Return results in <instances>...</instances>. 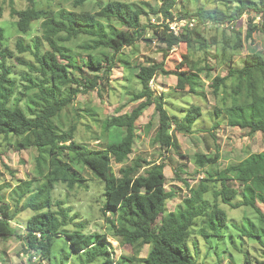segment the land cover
Here are the masks:
<instances>
[{
  "label": "trees",
  "instance_id": "obj_1",
  "mask_svg": "<svg viewBox=\"0 0 264 264\" xmlns=\"http://www.w3.org/2000/svg\"><path fill=\"white\" fill-rule=\"evenodd\" d=\"M231 2L233 0H225L227 9L218 6L211 8L199 7L195 13H191L190 10L186 9L187 17L181 18L194 19L197 21L196 27L214 24L223 27L224 31H232L234 34L232 47L235 50H240L243 48L244 40L242 31L237 28L239 20L245 14H252L255 11L257 15H260L261 12H264V6L257 5L255 0H237L240 7L235 8L230 4ZM176 3L177 0H163L159 8L149 11L143 5L114 0V3L105 9V13L114 18V22L109 25L110 31L108 33H104L102 29L100 32L94 33L91 24L82 26L74 22L73 27L78 32L93 37L92 44L84 45L88 49L111 48L122 54H124L123 50L126 46H133L141 39L148 40L141 33L147 32L151 28L153 38L167 45V48L160 49V52H163L166 57L168 51L179 43L184 42L192 48L187 25L178 33L171 28L169 23L162 24V29L153 31L151 22H145L144 17L149 18V13H151L154 14V18L159 19L158 21H160L161 16L165 20L173 21L177 18L173 13ZM261 4L264 5V0H261ZM11 14L21 17L16 22L20 33H29L26 31L32 21L29 13L27 11L17 13L13 10ZM254 23L256 24L255 28L252 27ZM62 24H64L62 20L49 21L47 22V28L54 33L60 30L59 26ZM253 31L264 33L263 19L260 22H256L254 16L249 19L244 39H251ZM194 35L199 41V49L206 54L204 59L206 61L207 56L211 53L207 48L211 43L216 42V37L210 39L209 42L201 32H194ZM57 39L61 42L59 47L49 35L40 33L34 40V50H32L31 46L25 42L24 37H19L16 44L19 52L21 54L29 51L33 52L34 60L29 61L23 56H15L14 50L5 44L4 29L0 27V136L6 138L10 135L23 137L30 123L27 117L32 116L38 108L41 109L42 115L49 106L57 108L55 114V119H57L64 110L63 104L58 103L62 98H65L64 89L66 84L64 83L70 85L68 91L73 93L78 91L73 87V83L86 84L87 89H94L98 84L95 83L93 78H99L98 73L102 69H105L106 75H108L115 66L116 62L113 59L116 56L114 55L108 56L106 61L102 57L91 53L88 54L83 63L81 60L73 59L65 47L66 38L60 36ZM44 44H46L45 48ZM225 45H228V41L225 42ZM12 57H15L20 65L26 67L25 73L20 76V79L21 70L15 69V66L9 62ZM60 57L66 59V62H62ZM144 65H147V67L140 65L136 77L139 79L141 89L145 87L150 89L156 103L142 101L141 93H135L133 100L139 103L134 107L135 111L131 112L130 118L134 121H138L145 110L152 105H155L158 112L161 104L165 106L164 95L157 93L151 87V82L154 81V77L157 75L156 69L164 74L174 73L186 84L196 77L202 78L203 71H196L195 60L192 61L187 72H170L165 69L164 61ZM84 66L89 71L95 72V76L92 78L82 75L75 77L73 71L82 73ZM203 67L207 70L212 69L207 64ZM230 77H235L238 80L231 91L232 95L239 97L242 102H233L227 108H223L228 115V124L242 130L247 129L251 135L259 132L264 133V56L254 52L247 54L240 68H230L227 75L213 77L209 82V87L214 95L218 96L222 90L230 89L227 82ZM21 79H23V83L20 84ZM189 90V93H197L196 85L193 84ZM13 99L16 105H20L23 100L27 101L25 105L26 113L19 112L15 108L8 109L5 107ZM41 105L44 107L41 108ZM215 113L218 117L215 124H212L213 126L211 125L209 130H205L206 127L200 130L211 132V129L215 130L214 128L220 125L222 120L219 117L223 110L216 106ZM202 114L203 110L193 104L187 107L182 118L171 115L161 121L155 132V139L160 141L159 145L162 147L169 146L165 148L166 151H170L171 148L178 150L179 144L172 126L175 125L174 130L181 133L184 131L194 133V131H198L194 128V124ZM125 115L128 116V113H125ZM168 119L173 123H168ZM180 120L183 121L182 124L175 123ZM135 127L139 129L137 123ZM32 128L35 131L34 139L17 140V145L18 147H37L39 154L35 162V173L39 174L37 178L41 183L33 195L29 197L26 206L21 205L20 208L35 210V214L26 223L28 233L26 240L29 248L39 249L40 260L51 259L55 237L65 235L67 243L73 251L82 252L90 245H95L92 251L105 257L103 264L116 263L107 244L108 234H87L81 230L69 231L66 228L63 232L58 231L61 223L67 226L70 220V209L66 208L63 202L54 201V190L58 185L65 184L68 177L75 182V185H68V187L74 189L80 184L81 178L78 179L77 174H80L83 167L90 169L98 176H102L106 181L102 212L106 216L109 212L114 213L115 219L110 218L108 220L111 224L110 234L122 233L127 238L126 244L129 245H137L139 241V245L150 246L147 256L143 258L144 264H199L193 257L190 247V240L193 233L196 232L195 225L201 223L203 227L199 228L200 233L203 237L209 238L210 236L223 237V233L219 231V228L230 222L233 223L227 212L221 207V203L228 204L232 208L245 206L253 208L254 213L250 211L252 209H247L246 213L243 214L246 222L252 224V230H245L242 228L244 225L240 226L243 217L242 220L234 222V226L240 230L243 236L257 238L259 239L258 242L264 246V208H262L264 206V152L251 153L240 162L228 165L227 168L213 173L211 179L215 185V191H209L206 188L209 177L205 174L196 187L190 188V198L186 197L184 201V203H189L187 207L179 204L174 209H168V201L177 196V191L174 188L172 190L167 189L166 162H152L151 159L141 158L139 155L133 160L132 165L123 164L125 159L130 158L134 148L130 145L122 147L125 142L122 132L114 131L111 133L110 138L119 142L112 145L116 148L115 158L113 159L106 152L97 151L84 143L76 142L75 139L69 143L67 138L76 131L75 124L69 125L68 129L64 128L62 132L51 130L60 128L57 123L48 125L42 123L41 125H32ZM150 128L151 125L149 124L148 130ZM65 150H67V155L72 158V162L68 167H65L62 159H57V153L63 154ZM3 155V152L0 153V160H2ZM204 156L207 162L220 159L216 152L211 154L205 152ZM44 157H50L55 167L48 171L46 179L41 180L43 176L41 161ZM194 160L196 164L200 165L198 154H195ZM114 163L119 165V174L113 171ZM122 164L123 166H121ZM140 169H143V171H140ZM181 172H184L182 166L176 169L177 178L190 186L187 179L181 176ZM19 182H22V184L19 183L15 187L18 189V198L22 199L29 191H32L33 180ZM234 182H237L241 189L235 187ZM205 194L213 197V199H204ZM239 195H242V199L237 200ZM0 212H2L4 220V223L0 224V236L15 235L7 227V222L12 219L13 212L9 202L0 204ZM79 226L81 225L79 224ZM39 233L43 243L36 244L35 240ZM69 257H71V254H68L64 261ZM124 259L131 258L124 256L122 260ZM243 264H264V258L258 260L248 255Z\"/></svg>",
  "mask_w": 264,
  "mask_h": 264
},
{
  "label": "rangeland",
  "instance_id": "obj_2",
  "mask_svg": "<svg viewBox=\"0 0 264 264\" xmlns=\"http://www.w3.org/2000/svg\"><path fill=\"white\" fill-rule=\"evenodd\" d=\"M122 1L136 3L135 0H122ZM162 2L163 0H161L160 6ZM189 3L190 0H187V2L186 0H177V3L173 8V13L177 18H179L178 20H180L181 17H187L186 9L190 10ZM136 4L139 5L142 4L149 11L150 10L152 11V9H156L160 7V6L155 7L153 3L149 2V0H141L140 3H136ZM197 4L198 5L200 4V0H197ZM230 4L234 6L233 2H231ZM216 6L222 9H227L225 0H221V1L203 0V5L200 7L211 8ZM259 6H262V4ZM252 13H255L256 16H260V21L262 19L264 20V16L257 15L256 11ZM251 17H253L252 14L249 13L245 14L239 20V24L237 25V28L242 31V36L244 40L243 48L240 50H235L234 47H232L234 44V36H233L234 34L232 33V31H224L223 27L214 24L205 25V26L210 25L211 27L206 28V33H203V36L209 42L210 39L216 37V42L211 43L208 46L207 50H209L211 53L207 56L206 61H204L206 54L203 53V51H201L200 49L199 51L202 53V56L196 57V60H203L204 61L203 65H205L207 64L208 58L211 57L213 62L218 61L219 64L216 68L210 66L212 68L211 70L205 69L202 72L201 82L202 85L204 86V91L194 94H198L205 100H207L209 97L216 96L214 95L212 89H210L209 87V82L211 80L209 79L210 74L217 73L213 75V77H215L216 75L225 76L228 74L230 68H240L247 54L254 52L264 56V47H257V39H259L261 43H264V33L257 32V39H253V38L249 40L244 39L246 36L248 21ZM158 20H159L158 18L156 17L154 18V14L149 16V18L144 17V21L145 22L150 21L151 25H153L154 21H158ZM160 21H166V20L165 18H163V16H161ZM163 24H168V22ZM173 25L175 26L176 24ZM0 27L4 29L5 44L10 46V48L14 50L15 56L18 57L23 56L27 60L33 61L34 60L33 52L29 51L21 54L16 44H17V39L23 36L25 42L31 46L32 50H34V44H35L34 40L37 35H40L38 28H37V34L27 33L13 38L11 35L13 27L16 29L18 33H20V31L16 26V22L13 23V15L11 14V11L5 14V11L2 6L0 13ZM147 32L150 33V35H145L148 38V40L141 39L138 40L133 46H126L125 48L127 49V51H123L124 54L120 52L121 54L118 57L116 56L115 59H113V61L116 62L115 66L111 69L108 75L104 76V79L111 85V87L108 88L109 95L112 97H116L118 93L123 94L127 92L129 103L132 105L133 109L139 103V102H134L133 93H137L139 92V89H141L139 79L136 77V73L138 71H136L135 74L133 73V69H139L140 64L137 63L138 61L143 60L144 64H148V65L153 64L155 62L164 61L165 69L170 72H175V71L187 72L189 71V67L191 64V63L187 64L186 66V62L190 60L189 52L180 50L181 48H185V47L188 50H192V48L188 46L186 43L184 42L179 43L180 48L174 46L168 51V55L165 57L164 53L160 52L161 48H165V44H162L158 39L153 38V32L151 28ZM92 38H93L92 36L84 34V41L76 45L77 48L81 49V52L79 53H75L73 49L69 48L67 46V43H65V47L68 50V54L73 59L81 60L82 63L87 59L89 53L98 57H102L106 61L107 57L111 56L108 52V49L106 48L88 49L87 47L84 46L85 44H92L88 42V41H92ZM154 41H159V43H156L153 46ZM226 41H228V45H225ZM142 45L147 46L145 51L140 50ZM45 47L46 44H44V48ZM60 59L62 62H66V59H64L63 57H60ZM9 62L15 66V69L21 70L19 75V79H20V76L25 73L26 67L20 65L15 57L10 58ZM101 72H104L106 74L105 69H102L98 73L99 76ZM73 74L75 77L82 75L85 77L89 76L92 78L93 76H95L96 73L89 71V69L86 66H84L82 73H78V71L75 72L73 71ZM157 75H158V79H154V81L151 82V87L155 89L157 93L159 94L162 93L164 95L165 107L171 110L172 115H176L179 118H182L186 113L187 107L185 105H176L174 101L178 99L180 95L188 94L190 92L189 87L185 82L180 80L178 76L174 73L164 74L158 72ZM133 80L135 81L136 84L135 88L132 87ZM227 82L230 85V90L232 91L238 80L235 77H230ZM21 83H23V79L20 80V84ZM64 84H66L69 89L70 85H68L67 83ZM76 84L77 83H73V85ZM97 87L104 88L106 87V85L104 83H100L97 85ZM86 90L91 91L92 89H86ZM222 94H223V90L216 97H220L222 96ZM99 98L102 100V97ZM87 99H88L87 97H81V102L80 104L77 105L75 110H67V111L63 110L61 116L56 119L58 121L57 125L61 126L62 124H64V128L68 129L69 125L74 124L72 123V121L83 120V113H88L89 115H91L92 113H96V108L94 107L93 103H85ZM216 106H218L219 109H222L223 113L219 117L220 120H222L220 125L214 128L215 130L213 129L210 130L212 134L214 133V136L219 131H223L225 132V134L231 132L233 135L241 137L245 141H252L251 144L249 143L243 144L242 148L240 149L239 158L237 159L236 162L229 163V165L240 162L241 160L249 156L251 153L260 152L258 150L259 148H264V133L259 132L251 135L248 133L247 129L242 130L239 127L231 126L227 122L228 115L226 114V111H224V109L221 108L218 104L213 106L209 111H207V113H205V111L203 110V114L198 118V121L194 124L195 125L194 128L198 129V131H194V133H188L185 131L182 133L178 132L174 130L175 125H173L172 130L179 144L178 150H176L175 148H171L169 151L170 154L167 157L158 160V162L165 161L167 165L165 169V174L167 176V185H166L167 189L172 190L174 188V190L177 191V196L168 201L167 204L168 209H174L176 206H179V204H183L185 207H187L189 203L187 202L184 203V201L186 200V197L190 198V188L193 186L196 187L199 184L201 178L205 176V175L201 176L198 170L190 171L192 165L196 164L194 160L195 154H193L191 149L195 147L194 141H196L204 147V153L208 152V145L206 143V138L199 134L208 132V131L203 132L200 129L206 127L205 130H209L211 125L215 124V121H217L218 117L215 113ZM125 107H127V105H125ZM156 112L158 111L156 110L155 105L150 106L148 109L145 110L144 114L139 118L137 123L139 126L138 129L139 132L146 134L145 137H143L144 146L141 147L139 150V152L144 153V155H148V153L151 151V147L154 142L153 128L155 127V132H156L159 126V125L156 126L154 124ZM96 114L98 115V113ZM149 124L151 125L150 130H148ZM81 126L83 127V125ZM0 137L6 138L5 136H0ZM9 137H14V136L10 135ZM140 139H142V137L139 134H137V140ZM216 139L221 140L224 139V137L216 136ZM81 143H84L89 147L95 149L94 147L90 146L89 141L83 139V137L81 138ZM0 147H2V145H0ZM158 147L166 151V149L161 145H158ZM8 149H11L12 151L5 150L3 152L4 155L2 157V160H0L4 162L3 170H0V177H5L3 184H0V204L8 203L10 197L13 199L18 198L17 195L18 189L15 186L19 183L22 184V182L19 181H27L30 180L29 177H31V179L33 180V185H35L34 190H33V185L31 186L33 193L35 190L38 189L41 183L39 178H37V175L39 176V174L37 172L35 173V162L39 154L37 147L36 146L18 147L17 140L16 141L9 140ZM212 153H215V150H213ZM138 156L139 153H137V149L134 148V152L130 155L129 159L133 161ZM149 159H151V157H149ZM25 165H28L29 167H24ZM32 165H34V167H32ZM180 166L183 167V171H184L181 172V176L187 179V182H189L190 186H187L182 180L177 178L176 169H179ZM84 168L85 167H83V169L80 172L81 177L84 176ZM113 171L116 174H119V165L114 163ZM17 173H19L20 175L17 176ZM186 173L188 174L186 175ZM8 177H11V179H9ZM233 185L238 189H241L239 184H237V182L236 183L234 182ZM90 192H91V187L85 183L83 178H81L80 184H78L74 189H72L71 192H69L68 189L65 188V184L58 185L57 188L54 190V197H53L54 201H61L63 202L66 208L70 209L69 210L70 220L67 224V226L68 225L71 226V230L69 231L81 230L93 223L92 219H90V214L94 210V203L96 198L91 196ZM102 195L105 201V191L102 193ZM240 199H242V195H239L237 197V200ZM20 207L21 205L17 204L16 210L24 211ZM221 207L227 212L230 220L233 223L230 222L227 225L219 228V231L223 233V237L210 236L209 238L203 237L202 234L200 233L199 228L203 227L201 223L195 225L196 232L193 233L192 238L190 240V247L193 253V257L198 261L199 264H216V263L243 264L245 258L248 257V255L249 256L251 255V258H256L258 260L263 259L264 246H262L258 242L259 239L254 237L250 238L249 236L248 237L243 236L240 230L236 226H234V222H237L238 220H242L243 214L246 213L247 209L248 210L252 209L250 210L251 212L253 211L252 213L255 212L254 209L246 206L241 208H232L230 205L225 203H221ZM27 210H30L33 214H35V210H33L32 208H27ZM97 210L103 214L102 208H98ZM107 216L113 218L114 213L109 212L107 213ZM252 216H254V214H252ZM28 219L29 218H24V217L17 218V223L14 224L15 226L14 228L16 229L17 232L20 231L21 227H23V230L27 232L26 223ZM107 223L109 225L107 230H102L99 232H92V233L108 234L107 244L109 246L112 257L115 259L116 264H118V260L120 261L119 264H144L143 258L147 256L150 250V246L139 245V244L137 245L124 244L123 246H121L120 241L114 240L112 238V235L110 234L111 224L109 221H107ZM79 224L81 226H79ZM242 225L244 226L242 227ZM240 226L245 230H252L251 229L252 224L246 222L244 217ZM66 229L68 230L67 227ZM2 238L4 240H10L11 236L2 237ZM20 239L27 242L26 236L17 237V240ZM2 251L4 252L5 258H8L9 254L7 249H3ZM77 253L78 252L73 251L72 247L68 245L65 235H61L60 237H55L54 239L52 258L43 259V260L39 259L36 262V264H56L57 261H59V264H68V260L73 256H75L78 260L80 259ZM141 253H143V255H141ZM68 254H71V257H69L64 261L65 257ZM85 256H87L86 253ZM99 256L103 258L102 259V264H103L105 257L103 255H99ZM124 256L131 259L122 260ZM29 260H31L30 257ZM20 264H24V262L20 261Z\"/></svg>",
  "mask_w": 264,
  "mask_h": 264
},
{
  "label": "clouds",
  "instance_id": "obj_3",
  "mask_svg": "<svg viewBox=\"0 0 264 264\" xmlns=\"http://www.w3.org/2000/svg\"><path fill=\"white\" fill-rule=\"evenodd\" d=\"M136 3H140L141 0H135ZM150 3H153L155 7H159L161 0H149ZM187 2V0H186ZM114 3V0H0V6L3 7L5 14L10 11L22 12L27 11L29 15L32 17V21L29 26L26 28V31L29 34H37V28H39L40 33H46L53 40L56 41L57 47L60 45V41L57 37L64 36L66 38L65 43L69 48H72L75 53L81 52L80 48H77L76 45L82 43L84 41V34L78 32L74 27L73 23H78L83 25L91 24L93 26L94 33L100 32L102 29L104 33H108L110 31L109 25L114 22V18L108 16L105 13V9ZM257 5H261V0H256ZM203 5V0H200V4H197V0H190L189 8L191 13H195L200 6ZM233 5L235 8H239L240 4L237 3V0H233ZM142 6V4H141ZM178 6V5H177ZM264 6V5H262ZM222 7V6H221ZM152 14L149 13V16ZM255 21H260V16H256L255 13H252ZM261 16H264V12H261ZM21 17L13 16V23L19 21ZM53 20H62L64 24L60 25V30L56 32H51L47 28V22ZM167 23V21H154L152 27L153 31L158 29H162V24ZM197 23V21H196ZM185 24L189 30V35L191 36L190 43L192 44V50H188L186 47L181 48V51L189 52L190 60L186 62L187 64L192 63L195 60L196 71H204V61L196 60V57L202 56V53L199 51V41L197 40L194 32L206 33V28L211 27L210 25L205 26L201 25L200 27H196L191 20H186ZM253 28L256 27L254 23L252 25ZM11 35L13 38L18 37L19 35H23V33H18L16 29L13 27ZM141 35H150L148 32H143ZM252 38L257 39V32L253 31ZM89 43H93L92 41H88ZM159 43V41H154L153 46ZM167 48V45H165ZM177 48H180V45H176ZM257 47H264V43H261L259 39H257ZM147 46H141V51H145ZM123 51H127L125 48ZM110 55L119 56L120 53L115 52L111 48L108 49ZM194 53V55H193ZM175 54V53H174ZM227 55V53H226ZM138 64L147 67L144 65L143 60L137 62ZM207 64L213 68H216L219 62H213L211 57L208 58ZM140 69H133V73ZM158 74L159 69H156ZM217 73H212L209 75V79H212L213 75ZM106 74L101 72L99 78H93L96 84L104 83L106 87L100 88L96 87L91 91H87L86 84H77L73 85L75 89L78 91L73 93L68 91V86L65 85L64 89V97L58 103L63 104V109L67 110H75L77 105L81 102V97H87V101L85 103H93L96 108V113H92L89 115L88 113H83L82 121H72V123L76 126V131L73 132L67 139L68 142L71 143L73 139L76 142H81V138L88 140L89 145L94 147L95 150L100 151L102 153L106 152L110 158H115L116 148L112 147L113 144L119 143L113 141L111 137V133L122 132L125 137V142L122 147H128L129 145L133 148L137 149V153L141 156V158H149L151 157L152 162H158L160 159H164L170 153L169 151H164L158 147L160 141L155 139V127L153 128V144L151 147V151L148 155H144V153L139 152L140 148L144 146L145 133L139 132V130L135 127L138 121H134L131 119V112L135 111L132 108V105L129 103L128 93L125 92L123 94L118 93L116 97H112L109 95L108 88L111 85L104 79ZM158 79V75L154 77ZM195 84L197 87V93L204 91V86L202 85L201 78L196 77L193 81L187 82V86L189 88ZM154 86V85H153ZM132 87L135 88L136 84L133 80ZM139 92L142 96V101H154V96L151 94L150 89L145 87L143 89H139ZM135 94V93H133ZM102 97V100L99 98ZM70 101V102H69ZM240 103L242 102L239 97H234L230 89H226L223 91L222 96L209 97L207 100L203 99L198 94L188 93L186 95H180L178 99L174 101L176 105H185L186 107H190L195 104V106L201 108L207 113L213 106L219 105L221 108H227L231 103ZM27 104L26 100L21 101L20 105H16L14 103V99L10 100L5 107L8 109H17L19 112L26 113ZM127 105V107H125ZM83 106V105H81ZM44 106L41 105V108ZM57 108H53L49 106L41 114V109L38 108L32 116L27 117L30 120L28 125V130L24 132L23 137L14 136L9 138L0 137V153L5 150L12 151L8 149L9 140L16 141L21 139L31 140L35 137V131L32 128V125H44L48 124H56L58 121L55 119V114ZM125 112H128V116L125 115ZM172 115L171 110L166 108L164 104L160 105V111L155 113L154 124L158 126L162 120L167 119ZM168 123H173L170 119H168ZM176 124H182L183 121H176ZM83 125V127L81 126ZM52 131H60L64 130V125H61L59 129H51ZM86 130V131H85ZM137 134H139L142 139L137 140ZM199 135L204 136L206 138V143L208 145V152L211 154L213 150L220 156L218 161L207 162L206 157L204 156V147L194 141L195 147L192 148L193 154H198L200 157V165L193 164L190 171L198 170L200 175L203 176L205 174L208 175L209 180L206 185V188L209 191H215V185L211 179L212 174L223 170L228 167L229 163L236 162L239 158L240 149L242 148L244 143L251 144L252 141H245L243 138L233 135L231 132L225 134L223 131H219L214 136L211 132L200 133ZM216 136L224 137V139L218 140ZM169 146H165L168 148ZM261 152H264V148L258 149ZM57 159H62L64 161L65 167H68L72 158L67 155V150L65 153H57ZM3 161H0V170H3ZM123 164L132 165L133 161L130 159H125ZM123 164L121 166H123ZM24 167H29L25 165ZM34 167V165H32ZM41 167L43 169V176L41 180H44L48 176V171L55 166L52 164L50 157H44L41 161ZM98 170H100L98 168ZM143 171V169H140ZM188 173H186L187 175ZM20 174L17 173V176ZM11 179V177H8ZM77 178H83L85 183L91 187L90 195L95 197L94 210L90 214V219H92L93 223L86 228L81 229L84 233L90 234L92 232H99L102 230H107L109 225L107 221L110 217L103 215L98 208H102L104 203V197L102 193L106 190L104 185L106 181L102 176H98L93 173L90 169L84 168V176L81 177L80 174H77ZM5 177H0V184H3ZM31 179V177H29ZM68 185H75V182L72 181L70 177L66 178L65 188L68 189L69 192L72 191L71 188H68ZM35 185H33L34 190ZM79 190V189H78ZM10 191V190H8ZM82 191V190H81ZM33 195V191H29L22 199L20 198H9V203L13 210L12 219L7 222V227L15 233V235L11 236L10 240H4L0 237V264H20V261H23L24 264H36V262L40 259V251L38 248L35 250L28 247V242L20 239L17 240V237H23L28 235L27 232L23 230L21 227L20 231H16L14 228V224L17 223L18 217L30 218L33 213L30 210L25 208L24 211H17V204L25 205L29 201V197ZM204 199H213V197L205 194ZM264 208V206H262ZM111 219H115L114 217ZM3 214L0 212V224H3ZM71 230V226H65L63 223L60 224L58 231L63 232L65 228ZM27 230V229H26ZM40 233L36 237L35 243L40 244L43 243L42 238L39 237ZM112 238L114 240L120 241V245L123 246L127 243V238L122 233H113ZM140 243L139 241L137 242ZM95 248V245H90L88 248H85L82 252H78L77 255L80 257L78 260L75 256L71 257L68 260V264H102V257L97 255L92 249ZM3 249H7L8 258H5ZM110 250V249H109ZM55 251V249H54ZM85 253H88L85 256ZM143 255V253H141ZM31 257V260H29ZM59 264V261L56 262ZM116 264V263H115Z\"/></svg>",
  "mask_w": 264,
  "mask_h": 264
},
{
  "label": "built area",
  "instance_id": "obj_4",
  "mask_svg": "<svg viewBox=\"0 0 264 264\" xmlns=\"http://www.w3.org/2000/svg\"><path fill=\"white\" fill-rule=\"evenodd\" d=\"M186 20H189V19H183V18H181L180 20H178L177 18H175V20H173V22H171V21H169V20H166L169 24H170V22H171V24H170V26H171V28L176 32V33H178L180 30H182V28L184 27V26H186V24H185V21ZM191 20V19H190ZM193 23H194V25H195V20L194 19H192L191 20ZM173 24H176L175 26L173 25ZM179 24H181V25H179ZM226 26H228V25H226Z\"/></svg>",
  "mask_w": 264,
  "mask_h": 264
},
{
  "label": "crops",
  "instance_id": "obj_5",
  "mask_svg": "<svg viewBox=\"0 0 264 264\" xmlns=\"http://www.w3.org/2000/svg\"><path fill=\"white\" fill-rule=\"evenodd\" d=\"M173 199V198H172Z\"/></svg>",
  "mask_w": 264,
  "mask_h": 264
}]
</instances>
